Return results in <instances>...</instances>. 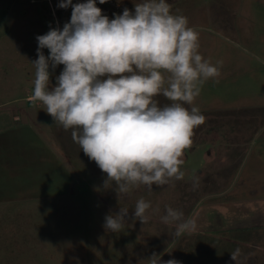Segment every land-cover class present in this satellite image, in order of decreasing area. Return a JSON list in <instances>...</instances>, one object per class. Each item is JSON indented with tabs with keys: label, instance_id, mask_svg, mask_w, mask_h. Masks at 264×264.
Masks as SVG:
<instances>
[{
	"label": "rangeland",
	"instance_id": "rangeland-1",
	"mask_svg": "<svg viewBox=\"0 0 264 264\" xmlns=\"http://www.w3.org/2000/svg\"><path fill=\"white\" fill-rule=\"evenodd\" d=\"M52 1L49 14L46 2L26 5L0 0V130L8 143H12L8 139H18L10 169L20 166L23 171L31 170L34 177L38 197L27 200L37 222L29 236L42 243L36 247V255L41 257L31 264H149L153 253L162 261L175 259L180 264H223L221 258L234 249L219 242L212 246L203 237L188 233L177 238L175 224H165L161 217L171 207L182 211L186 219L195 204L204 200L199 196L203 185L199 172L211 166L204 141L220 142L221 131L214 132L221 125L219 109L236 107L244 97L250 101L264 98V0H167L173 14L187 17L189 26L199 34V54L216 65L220 74L203 84L195 101L206 119L195 129L193 145L185 152L184 178L162 187L153 185L151 191L141 185L127 194H118L114 182L106 183L107 174L73 141L72 129L65 130L55 122L42 103L30 101L35 79L32 62L38 58L36 37L52 28L62 29L68 22L66 9L58 7L60 0L56 6ZM136 2L107 0L100 4L97 0V7L113 19L125 8L134 11ZM43 52L49 55L47 48ZM62 70L63 65L49 68L50 86H56ZM155 99L159 106L171 103L163 95ZM7 112L18 114L19 120L13 123L20 129L15 137H9L12 115L6 117L3 113ZM26 137L27 142L23 141ZM194 178H198L196 187ZM141 198L151 205L145 224L134 217ZM121 209L128 210L123 227L117 232L107 230L105 217Z\"/></svg>",
	"mask_w": 264,
	"mask_h": 264
},
{
	"label": "clouds",
	"instance_id": "clouds-1",
	"mask_svg": "<svg viewBox=\"0 0 264 264\" xmlns=\"http://www.w3.org/2000/svg\"><path fill=\"white\" fill-rule=\"evenodd\" d=\"M58 7H71V18L62 29L36 37L30 101L42 103L55 122L72 129L73 141L107 174L106 183L114 182L118 194L141 185L151 191L153 185L182 180L185 152L206 119L195 101L203 84L220 74L199 54V34L187 17L173 14L167 0H137L134 11L125 8L113 19L102 13L97 0H60ZM59 65L63 70L52 87L49 68ZM159 95L171 103L159 106ZM197 185L194 178L193 186ZM150 206L139 199L134 217L147 223ZM127 214L121 209L106 216L104 227L119 231ZM161 221L175 224L177 238L197 228L194 219H185L182 211L171 207ZM239 255L240 249L230 254L235 262ZM148 260L180 264L175 259L162 261L155 253Z\"/></svg>",
	"mask_w": 264,
	"mask_h": 264
},
{
	"label": "crops",
	"instance_id": "crops-1",
	"mask_svg": "<svg viewBox=\"0 0 264 264\" xmlns=\"http://www.w3.org/2000/svg\"><path fill=\"white\" fill-rule=\"evenodd\" d=\"M247 99L242 98L236 107L219 109L221 125L214 132L221 131L220 142L204 141L211 165L199 172L203 184L199 196L204 200L186 218L196 221L192 236L203 237L210 245L219 242L234 251L240 249L236 262L226 255L220 260L223 264H264V98ZM3 114L9 117L11 112ZM17 115L9 117V137L20 129L13 123L19 120ZM15 138L8 143L0 130V264H31L41 257L36 247L42 242L29 236H33L37 214L27 199L38 195L31 170L10 169L15 160L13 148L18 145ZM217 142L219 152H215ZM210 155L217 160H210Z\"/></svg>",
	"mask_w": 264,
	"mask_h": 264
},
{
	"label": "flooded vegetation",
	"instance_id": "flooded-vegetation-1",
	"mask_svg": "<svg viewBox=\"0 0 264 264\" xmlns=\"http://www.w3.org/2000/svg\"><path fill=\"white\" fill-rule=\"evenodd\" d=\"M13 2H23L26 5H36V2H39L40 5H43L46 2L45 5L47 6L49 14H51V8H50V5H49L50 3H51L52 8H53V4H52L53 1L52 0H21V1H19V0H9V3H13Z\"/></svg>",
	"mask_w": 264,
	"mask_h": 264
},
{
	"label": "trees",
	"instance_id": "trees-1",
	"mask_svg": "<svg viewBox=\"0 0 264 264\" xmlns=\"http://www.w3.org/2000/svg\"><path fill=\"white\" fill-rule=\"evenodd\" d=\"M58 2H59L58 0L57 1L54 0V5L55 6L58 5ZM58 11L60 12V9ZM58 11H56V13H59ZM66 11H67L66 13L68 14L67 21L69 22L71 18V11H72L71 7L67 8Z\"/></svg>",
	"mask_w": 264,
	"mask_h": 264
}]
</instances>
